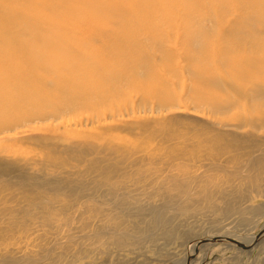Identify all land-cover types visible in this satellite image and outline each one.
<instances>
[{
    "label": "rangeland",
    "instance_id": "obj_1",
    "mask_svg": "<svg viewBox=\"0 0 264 264\" xmlns=\"http://www.w3.org/2000/svg\"><path fill=\"white\" fill-rule=\"evenodd\" d=\"M252 15L264 21V0H0V120L58 112L12 130L18 134L0 142V157L26 158L36 175L49 172L48 158L83 168L71 158L103 157L109 144L181 149L210 136L200 107L231 91L213 81L264 79L263 68L242 71L264 57V29L250 33ZM67 101L72 109L60 113ZM259 156L264 165L263 139L224 193L201 194L199 210L202 177L173 168L117 194L83 191L48 224L19 222L20 240L8 245L18 258L0 255V264H264V234L246 242L264 228V186L240 182L259 173L260 163L250 165ZM226 200L237 202L231 213ZM216 236L249 248L220 241L195 250L197 240Z\"/></svg>",
    "mask_w": 264,
    "mask_h": 264
},
{
    "label": "bare ground",
    "instance_id": "obj_2",
    "mask_svg": "<svg viewBox=\"0 0 264 264\" xmlns=\"http://www.w3.org/2000/svg\"><path fill=\"white\" fill-rule=\"evenodd\" d=\"M249 17L248 25L252 28L250 33L255 28L264 29L263 20H258L256 15ZM209 19L211 21L212 16ZM207 32L206 28L202 30L200 41L207 36ZM248 64L246 69H242L245 73L249 69L263 68L261 71H264L262 67L264 57L251 58ZM213 84L220 89L227 87L231 89L226 95H218L200 107L203 118L212 122L210 128L213 134L209 136L204 133V137L199 136V142L184 148L170 149V146L162 150L160 147L130 148L128 145L109 144L101 151L103 157L90 160L84 157L71 158L77 164L85 163L83 168L72 166L67 159L48 158V166L43 167L50 169L49 172L41 169L36 175L28 173V159L23 157L7 159L1 156L0 191L13 188L18 190L15 194L10 193L0 197V255L3 256L4 261H14L18 258L15 256L16 249H9L8 245L20 240L16 235L18 233L16 226L19 222L32 224L41 219L48 224L62 212H68L83 191L89 192L90 195L117 194L136 185L151 184L155 177L173 168L179 169L178 173L185 171V175L190 177H202L203 182L199 191L197 190L194 209L198 206L201 194H204L209 187H214L217 195L224 193L231 182L229 176L233 174V169L246 162L249 149L256 141L264 140V136L258 135L264 130V79H217ZM70 103L72 102L67 101L58 111L61 113L72 109L68 105ZM36 112L12 120L5 117L1 119L0 142L6 137L15 138L18 132L12 130L22 124L31 123L27 125L28 128L36 127L39 122L36 119L44 121L58 115V112L54 111ZM131 112L134 115L135 110ZM191 146H196L199 150L195 151ZM70 149L71 147L65 146V150ZM187 154L189 156L185 158L184 155ZM261 158L262 156H259L250 164L253 166L260 163L259 173L253 171L250 176L240 179L245 188L259 189L264 186V165L261 163ZM217 173L222 177H218ZM45 194L49 196L45 197ZM215 202L212 203L214 208L217 206ZM225 205L227 213H231L236 209L237 202L226 200ZM92 217L94 215L91 211L87 216H83L82 226L89 227ZM111 221L118 223L120 220L112 218ZM23 237L27 239V236ZM255 240L256 237L246 242L250 244ZM187 260L185 258L181 264H186ZM51 263L54 264V260Z\"/></svg>",
    "mask_w": 264,
    "mask_h": 264
},
{
    "label": "water",
    "instance_id": "obj_3",
    "mask_svg": "<svg viewBox=\"0 0 264 264\" xmlns=\"http://www.w3.org/2000/svg\"><path fill=\"white\" fill-rule=\"evenodd\" d=\"M262 234H264V228L259 232V234L256 235V239H258ZM220 241H225V242L235 244L242 249H248L249 248L248 245H244L235 239L226 238V237H222V236H216V237H210V238L208 237V238H203V239L197 240L194 243L195 244V250L197 249V247L199 245L206 244V243H216V242H220ZM188 261H189V258H188ZM186 264H189V262H187Z\"/></svg>",
    "mask_w": 264,
    "mask_h": 264
}]
</instances>
